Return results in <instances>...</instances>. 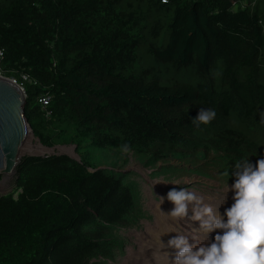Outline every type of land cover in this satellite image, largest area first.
<instances>
[{
    "label": "trees",
    "instance_id": "obj_1",
    "mask_svg": "<svg viewBox=\"0 0 264 264\" xmlns=\"http://www.w3.org/2000/svg\"><path fill=\"white\" fill-rule=\"evenodd\" d=\"M0 49L3 75L30 79L34 137L79 157L20 159L0 196V264L112 261L114 232L141 212L97 149L128 143L159 175L209 157L229 185L235 161L264 154V0H0ZM200 108L216 117L197 127Z\"/></svg>",
    "mask_w": 264,
    "mask_h": 264
},
{
    "label": "clouds",
    "instance_id": "obj_2",
    "mask_svg": "<svg viewBox=\"0 0 264 264\" xmlns=\"http://www.w3.org/2000/svg\"><path fill=\"white\" fill-rule=\"evenodd\" d=\"M215 117V109L200 108L191 123L199 127ZM260 123L264 124V112ZM120 148L122 153L130 151L128 143ZM231 175L233 183L230 187L225 184V191H232L233 203L222 214L212 204L206 203L202 196L184 187L179 190L172 188L165 197H157L159 205L164 199L173 204L167 214L163 212L165 216L176 221L186 216L188 221H199V228H194L190 234L171 231L177 234L166 245L160 240L165 233L156 237L160 249L168 247L175 250L171 264H264V154L255 165L247 157L235 161ZM158 182L177 185L175 181ZM189 205H192L190 216ZM214 230L221 231L212 237L210 243L198 242L201 232L207 240V234Z\"/></svg>",
    "mask_w": 264,
    "mask_h": 264
},
{
    "label": "rangeland",
    "instance_id": "obj_3",
    "mask_svg": "<svg viewBox=\"0 0 264 264\" xmlns=\"http://www.w3.org/2000/svg\"><path fill=\"white\" fill-rule=\"evenodd\" d=\"M31 147L36 150V154H42L43 152L50 154L70 152V149L68 148L54 149L52 152L50 150H44L37 146L36 143H33V140L31 141ZM93 153L92 156L94 162L99 164H112L111 162L116 161L117 170H122L124 174L129 175L128 180L135 183L138 191V210L141 212V214H137L140 218L136 223L122 224L114 232L120 243V247L113 250V259L112 261H107V264H171V257L174 256L175 250L167 247L165 252L161 251L160 247H158L159 242L156 237L161 233H165L161 235L160 240L166 244L171 237H174L177 234L175 232L190 234L194 231V228L187 226L189 225L187 216L183 220H180L181 222L183 221V225L180 223L179 227L173 226L176 224V221L165 216V214H167L173 207V204L170 201L164 199L165 201L163 200V203L159 205V199L157 197H165L167 191L172 188L179 190V188L184 187L195 192L198 196H202L206 203L212 204L221 214L225 208L233 203L232 191H225V184L229 187L230 185L224 177L219 176L220 171L218 172V168H215L210 164L209 157L205 160H197L191 165L181 163L178 172L180 174L163 173L159 175L154 174V171L157 170V168L151 169L145 167L139 163L136 156L131 153H122L117 156L114 152L109 153V150L105 149H97ZM169 165L177 166L178 164L171 160ZM159 166H161V162L157 164V167ZM184 166L186 169L181 172V168H184ZM197 170L199 173H196ZM3 178L4 176L1 177L0 182ZM6 179L7 186L0 190V196L9 192L13 187L14 175L7 176ZM163 180L175 181L177 185L158 182ZM217 201L219 203L215 205V202ZM157 205H159V208ZM191 211L192 205H189L188 216L192 214ZM161 219L166 227L162 225ZM193 223H197V221H194ZM195 228H199V225ZM220 231L221 230H214L211 232V239L208 243H210L212 237ZM201 233L200 238H202ZM189 243H192L191 239H189ZM162 252H167L169 254L168 257L164 256L165 259H163V261H160L161 257L158 258L156 255L157 253Z\"/></svg>",
    "mask_w": 264,
    "mask_h": 264
},
{
    "label": "water",
    "instance_id": "obj_4",
    "mask_svg": "<svg viewBox=\"0 0 264 264\" xmlns=\"http://www.w3.org/2000/svg\"><path fill=\"white\" fill-rule=\"evenodd\" d=\"M25 94L17 85L0 77V176L16 174V167L22 157H44L46 155H67L75 160V146H55L46 148L34 137L24 113ZM32 137L38 145L45 149L68 148L70 152L23 154L26 144Z\"/></svg>",
    "mask_w": 264,
    "mask_h": 264
},
{
    "label": "bare ground",
    "instance_id": "obj_5",
    "mask_svg": "<svg viewBox=\"0 0 264 264\" xmlns=\"http://www.w3.org/2000/svg\"><path fill=\"white\" fill-rule=\"evenodd\" d=\"M33 140V143H36L35 142V140L32 138V137H29V141H28V143L26 144V147H25V150H23V154H32V155H34V154H36V150H34L32 147H31V141ZM36 145L37 146H39V147H41L40 145H38V143H36ZM42 148V147H41ZM42 149H44V150H50L51 152H52V150H54V149H45V148H42ZM57 149H59V148H57ZM47 154V152H43L42 154ZM7 176H4V178H3V180L0 182V190L1 189H3V188H5L7 185H6V181H7ZM228 192V191H227ZM228 194V193H227ZM165 201V200H164ZM216 204L215 205H217V203H219L218 201L217 202H215ZM164 205V204H163ZM164 208V207H163ZM171 219V218H170ZM174 221H176V220H174ZM161 222H162V225L163 226H165L166 227V225L163 223V220L161 219ZM173 222V221H172ZM183 222V221H182ZM180 220L179 221H176V224H174L173 226H177V227H179V224L180 223H182ZM184 222H185V220H184ZM194 221H189L188 222V224L189 225H187L188 227H190V228H195V227H197L198 225H199V221H197V223H193ZM184 223H182V225H183ZM163 228V227H162ZM168 228V227H167ZM176 228V227H175ZM171 229V228H170ZM179 229V228H178ZM168 230V229H167ZM189 231V230H188ZM184 233V232H183ZM192 233V232H191ZM168 234V233H167ZM202 234V238H200V241H198V242H202V240H203V242L204 243H208L209 242V240L211 239L210 238V236H211V234L210 233H208L207 234V240H206V237L204 236V234L203 233H201ZM171 236V235H170ZM172 238V237H171ZM167 239V238H166ZM154 240V239H153ZM204 240H206V241H204ZM167 244V243H166ZM165 244V245H166ZM158 247H161L160 246V244L158 245ZM166 248L167 247H165V248H162L161 249V251H164L165 252V250H166ZM155 250V249H154ZM156 254V253H155ZM168 254L169 253H157V255H156V257H161L160 258V261L162 260L163 261V259H165L164 258V256H167L168 257ZM171 257V256H170ZM169 257V258H170ZM172 258V257H171ZM171 260V259H170ZM165 262V261H164Z\"/></svg>",
    "mask_w": 264,
    "mask_h": 264
},
{
    "label": "built area",
    "instance_id": "obj_6",
    "mask_svg": "<svg viewBox=\"0 0 264 264\" xmlns=\"http://www.w3.org/2000/svg\"><path fill=\"white\" fill-rule=\"evenodd\" d=\"M2 59H3V51L0 49V77L8 79L13 84L17 85L22 91H24L23 84L24 83H30V79L28 78V76H26L24 74H20L19 78L18 77H5L3 75L2 68H1ZM47 100H48V98L45 97L41 101H42L43 104H46Z\"/></svg>",
    "mask_w": 264,
    "mask_h": 264
}]
</instances>
